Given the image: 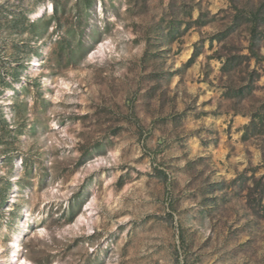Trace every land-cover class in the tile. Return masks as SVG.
I'll return each instance as SVG.
<instances>
[{
	"label": "rangeland",
	"instance_id": "374dc122",
	"mask_svg": "<svg viewBox=\"0 0 264 264\" xmlns=\"http://www.w3.org/2000/svg\"><path fill=\"white\" fill-rule=\"evenodd\" d=\"M91 3L0 0V264H264L251 13Z\"/></svg>",
	"mask_w": 264,
	"mask_h": 264
},
{
	"label": "trees",
	"instance_id": "16d2710c",
	"mask_svg": "<svg viewBox=\"0 0 264 264\" xmlns=\"http://www.w3.org/2000/svg\"><path fill=\"white\" fill-rule=\"evenodd\" d=\"M93 0H86V4H87V7H89L92 3ZM234 4V8L236 9V15H235V21H239V20H242V19H245V17H247L245 14L247 12H250L251 14V17L247 18V21L248 22H253L252 23V36H253V40L251 42V45H250V51H251V55L253 57H256L258 60L260 59H263L264 60V56L260 55L257 51H256V40H257V30L259 29V27L261 26V23H264V0H261L260 2V5L256 8H249L247 7L246 5L244 7H239L238 4L234 1V0H231ZM201 19H199L200 21ZM204 22V21H202ZM200 24V22H199ZM203 25L206 24L205 22L202 23ZM199 52L196 51L192 57V59L190 60L189 64H187V66H190L191 64H193V62L195 61V59L197 58ZM231 61V59H229ZM249 88V92L252 91V88L250 86H245V89ZM241 89V90H240ZM239 90H235L236 91V94H240V92L243 90L242 88H240ZM238 91V92H237ZM264 108V107H263ZM252 117H253V120H252V124L251 126H264V109H261V111H256L252 114ZM164 176L167 178V175L164 174ZM262 193L264 194V189L262 190ZM5 193L2 197V203L6 201V197H5ZM1 203V204H2Z\"/></svg>",
	"mask_w": 264,
	"mask_h": 264
},
{
	"label": "bare ground",
	"instance_id": "6f19581e",
	"mask_svg": "<svg viewBox=\"0 0 264 264\" xmlns=\"http://www.w3.org/2000/svg\"><path fill=\"white\" fill-rule=\"evenodd\" d=\"M43 11L39 12L38 15H41ZM26 226V224H24ZM24 231V230H23ZM24 233V232H23ZM22 234V233H21ZM25 237V236H24ZM18 240V239H17ZM15 249V248H14Z\"/></svg>",
	"mask_w": 264,
	"mask_h": 264
}]
</instances>
